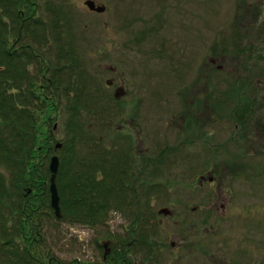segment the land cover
<instances>
[{"label":"rangeland","instance_id":"1","mask_svg":"<svg viewBox=\"0 0 264 264\" xmlns=\"http://www.w3.org/2000/svg\"><path fill=\"white\" fill-rule=\"evenodd\" d=\"M85 1L57 0L61 7L50 23L59 18V54L75 61V89L84 90L82 101H89L90 110L82 112L76 127L77 118L68 105L49 115L39 102L27 106L40 123L52 117L58 124L56 130L53 124L44 126L43 135L52 134L54 151L41 161L49 167L54 154L61 160L73 144L72 157H88L87 164L93 170L90 174L101 177L96 186H124V192V182H134L139 194L127 200L133 202L132 213L130 208L111 207L106 218L91 225L56 219L51 211L49 179L47 184L28 186L36 194L31 202L49 197L51 207L39 205L34 219L41 228L37 236L42 235L41 244L35 248L39 257L44 260L51 256L62 264L76 260L110 264L109 258H103L102 243L109 240L113 250L119 239H126L136 202H145L143 193L153 186L156 190L151 188L146 193L149 209L142 208L143 214H154L153 223L150 218L146 222L153 231L152 250L147 256L137 251L131 256L133 264H264V123L259 125L257 118L245 123L241 119L246 115L242 109L245 102L234 105V110L235 103L225 100L235 76L249 83L248 89H252L251 83H264V27L258 30L248 24L244 0H93L106 7L103 13L90 11ZM10 2L4 0L3 6L10 7ZM3 6L0 65L6 48ZM259 18L264 23V12ZM70 22L72 28L64 26ZM50 30L46 25L45 38L51 34L52 39ZM235 44L242 54H226L230 62L216 60L215 50L222 51L226 45L232 51ZM244 61H248L249 70L238 66ZM106 66H113L115 71ZM0 73L4 75V71ZM108 80H113V85L107 84ZM119 81L125 82L127 93L116 98ZM3 85L0 82V94L6 98ZM221 90L223 97L218 94ZM210 91L215 94L212 98L222 97L226 104L219 108L212 101L206 103ZM63 92L62 98L68 99ZM255 107L252 116L264 110V101ZM1 118L4 130L7 125H2ZM70 124H75L74 134ZM248 132L253 133L246 140ZM133 139L136 146L149 148L143 152L148 156L136 153L131 146ZM56 143L63 144L61 152L55 150ZM9 174L4 165L0 166L1 225L10 214L4 202L11 204L14 196L10 195L13 188L8 190ZM211 177L215 178L213 183ZM18 203L11 205L17 207ZM163 208L173 216L159 213ZM15 215L17 212L11 214L7 226L15 243L23 246L19 231H13L17 229Z\"/></svg>","mask_w":264,"mask_h":264},{"label":"trees","instance_id":"2","mask_svg":"<svg viewBox=\"0 0 264 264\" xmlns=\"http://www.w3.org/2000/svg\"><path fill=\"white\" fill-rule=\"evenodd\" d=\"M1 2L2 5L0 6H3L4 0H1ZM7 7L9 6H3L4 9ZM34 33L36 38L41 37V34L38 31ZM235 46L232 51L231 49L228 50L226 45H224V49H222V51L215 50L214 54L216 57L218 56L217 59H215L219 60L221 58L220 56H227L226 54L231 52H236L237 55L242 54V49L240 50L237 48L236 44ZM239 64L240 65L238 66L245 67L246 70L250 69L248 61L240 62ZM263 69L264 68L262 67L261 70ZM207 77L208 76H206V78ZM235 77L232 79V82H234L232 89L226 92L227 95L225 96V100L234 102L235 104L232 106H240L245 102L243 106L244 108L242 109L246 115L241 116V119L245 123H252V121L257 118L255 121L259 125L263 126V109L258 110L257 115L252 116V113L256 108L255 105L260 102L263 105L264 95H261V91L264 89V86L262 85L263 80L260 84L251 83L252 89H248L250 86L249 83L247 84L246 82H240V79ZM241 79H243V81L250 80L248 78ZM236 89H238L240 95L238 92H234ZM86 91L87 90H85V92ZM83 92L84 90L76 88V103L74 107L71 106L68 109L69 112H72V115H75L77 118L75 122L76 127L80 117L83 116L81 115L82 112H87L90 110L89 101H82ZM219 92L220 93L218 94L222 96V90ZM214 95V92L210 91L206 103L212 101V105L219 108L222 103L226 104V102L222 100L224 95L219 98L216 97V99L212 98ZM235 96H237V98H235ZM238 97H240V100L235 102V100H238ZM7 105L8 100H6V98L0 94V116L3 117L1 119L4 123L2 125H7V128L4 126V130L3 127H0V166L4 165L7 170L18 174L19 184L21 183V176L26 170H28V186L35 187V185L40 182L47 184L49 179V169L47 162L44 160L41 161V157L46 155L48 156V153L54 151L51 147V142L53 141L52 134L47 132V135H45L46 138L44 137L43 134L45 124L39 122V118L37 117L38 115H35L33 112L31 113L29 110H11L7 108ZM236 106H234V110ZM239 106L237 107V110H240ZM42 110H44V108H42ZM75 124H70L73 134L76 132V130L73 132V127ZM252 133L253 132H248L244 135L246 140L250 139V135ZM72 145L73 144H69L68 151L62 156L63 159L61 157V165L59 166L60 170L57 178V184L60 194V207L63 214V217H61L59 220L70 218L71 221H79L92 225L97 223V221L102 220V218H106L111 207L118 209H122L123 207L126 209L130 208L131 211L132 205L130 204L133 202L129 203L127 200L129 197L134 199L135 195L138 196L139 191H135L136 184H134V182H124L127 184V186L129 185L128 187L126 186L124 192V186L123 188H118L116 185L105 184L96 186L97 184L101 183L102 180L98 182L93 174H90V172L93 171L91 166L87 164L90 162V159H88V157L87 159H78L76 155L75 157H72V153L75 150ZM62 150L63 148L59 152ZM127 163L128 160L126 159L124 164L128 166ZM124 174L128 175V172ZM134 176V174H131L130 177ZM44 184L42 185L44 186ZM39 187L41 188V186ZM151 188L156 190L153 186L147 187L149 190H151ZM45 190L47 191V186H45ZM149 190H145L146 192L143 193L145 202H136V206H134L136 210L133 211V219L130 224V230H127L126 232V239H119L118 244L113 248V250L110 246L111 250L113 251L110 264H133L131 261V256H135L137 251L141 252V254L145 256L146 254H149V251L152 250L151 239H153V231L150 230L148 226H146V222L150 218L149 222L153 223L152 218L154 214H143L142 212V208L149 209L145 204L146 202H149V194H146L149 193ZM35 196L36 194L32 189V193H30L28 199L31 201V199H34ZM30 201L19 202L17 207H12V202L11 204H9V202H4L8 204L10 214L7 213L6 220H4L2 225L0 224V235L3 236L2 238L4 239L0 242V264H62L60 260H57V258L54 260V258L52 259L51 256H48L47 259L42 260L35 250V248L41 244L40 236L42 235L39 237L37 236L40 233L41 228L40 225L35 224L34 219L38 217L37 214L40 207L51 208L49 206V197L43 199L42 202ZM115 202H117V204ZM33 204L38 206H34ZM51 211L53 214L54 212L52 209ZM15 212H17V215H15L14 221L17 222V225L14 228L17 229H14L13 231H19L18 235H20L23 241V246H19L18 243H15V240L12 237L13 232L11 231V228L7 226V221L9 220L8 222L10 223L11 214ZM28 234L30 236H28ZM9 236H11V239H9ZM146 246H149V248L147 249ZM143 249H145V254L142 253ZM103 263L106 264L107 262ZM72 264L83 263L76 260Z\"/></svg>","mask_w":264,"mask_h":264},{"label":"flooded vegetation","instance_id":"3","mask_svg":"<svg viewBox=\"0 0 264 264\" xmlns=\"http://www.w3.org/2000/svg\"><path fill=\"white\" fill-rule=\"evenodd\" d=\"M244 1L246 5L245 12L248 15V24L250 26L254 25L258 30H261L259 27H264V23H261L263 21L259 18V15L264 12V5H262L264 0ZM56 2L57 0H11L10 7L6 8L3 25L5 26L4 47L6 48L5 56H3V60L1 59L3 65H0V71H4V75L0 73V82L1 84L4 82L3 88L8 100L7 108L11 110H27L29 104L39 102L47 115H49V112L52 111H58L59 113L60 109L67 105L70 108L76 102V79L73 76V72L76 71L75 61L71 62L65 59L64 55L59 54L61 46V40L57 39V32L60 30V25L58 26L60 24L59 18L50 23L52 17L54 18L59 13L61 7ZM70 4L72 5V3H69L67 7L70 8ZM95 5L97 6L98 3L95 2ZM240 7L241 5L238 6L239 10ZM46 25L51 28L52 39L51 34H47L48 38L44 37ZM64 26L69 29L72 28L71 22L69 26L65 24ZM36 31L41 34L40 38L34 36V32ZM47 31L49 32V30ZM43 47H46L44 48L47 51L45 54L42 51ZM65 55L67 56V54ZM225 57L223 56L219 59L220 63L231 60ZM219 61H215V63ZM106 69L111 72L115 71L113 66H106ZM123 81H119L120 83L115 88V93L121 94V97L127 93L125 82ZM106 83L113 85L114 81L108 80ZM62 90H65L63 93L67 94L68 99L66 97L62 98ZM54 119L52 117L46 118L45 125L53 124L54 130H56L58 124L53 122ZM99 139L101 140L102 136ZM131 143L136 153L148 156L149 153L143 152H149V148L136 146L134 139ZM27 171L22 174L20 184L18 183V174L10 171L8 179L6 178L8 190L11 188L14 190V194H10L14 195L12 202L30 201L28 197L32 193V190L27 185ZM94 177L98 181V178H101L99 175H95ZM214 179L211 177L209 181L213 183ZM201 180H203V176ZM201 180H199L200 183L202 182ZM172 213V211L168 210L167 214H163L172 217Z\"/></svg>","mask_w":264,"mask_h":264},{"label":"water","instance_id":"4","mask_svg":"<svg viewBox=\"0 0 264 264\" xmlns=\"http://www.w3.org/2000/svg\"><path fill=\"white\" fill-rule=\"evenodd\" d=\"M86 5L92 10H95L99 13H102V11L104 12V10L106 9V7L104 5H95V2L92 0H87L86 1ZM118 93H116V98H118ZM62 144L61 143H57L56 144V148H61ZM59 166H60V160L58 155H53L51 157L50 163H49V169H50V198H51V207L54 210V213L56 215L57 218H61L62 217V212H61V208H60V197H59V192H58V187H57V183H56V178H57V174L59 171ZM167 209L164 208L162 209L160 212L166 213ZM110 244L109 241L103 243V247H104V257L106 258V256L110 253V247H108Z\"/></svg>","mask_w":264,"mask_h":264}]
</instances>
